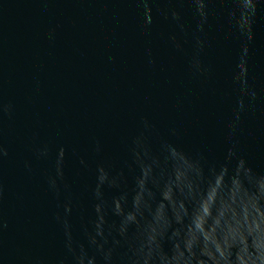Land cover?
Here are the masks:
<instances>
[{"label":"water","instance_id":"1","mask_svg":"<svg viewBox=\"0 0 264 264\" xmlns=\"http://www.w3.org/2000/svg\"><path fill=\"white\" fill-rule=\"evenodd\" d=\"M0 264H264V0H0Z\"/></svg>","mask_w":264,"mask_h":264}]
</instances>
